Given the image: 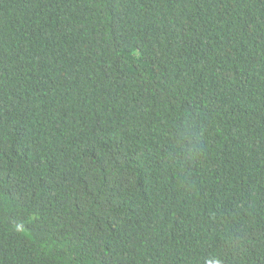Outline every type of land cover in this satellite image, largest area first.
<instances>
[{
    "label": "trees",
    "instance_id": "obj_1",
    "mask_svg": "<svg viewBox=\"0 0 264 264\" xmlns=\"http://www.w3.org/2000/svg\"><path fill=\"white\" fill-rule=\"evenodd\" d=\"M0 264H264V0H0Z\"/></svg>",
    "mask_w": 264,
    "mask_h": 264
}]
</instances>
